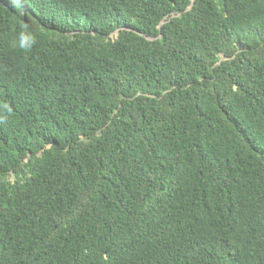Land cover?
<instances>
[{
	"label": "trees",
	"instance_id": "1",
	"mask_svg": "<svg viewBox=\"0 0 264 264\" xmlns=\"http://www.w3.org/2000/svg\"><path fill=\"white\" fill-rule=\"evenodd\" d=\"M0 264H264V0H0Z\"/></svg>",
	"mask_w": 264,
	"mask_h": 264
},
{
	"label": "clouds",
	"instance_id": "2",
	"mask_svg": "<svg viewBox=\"0 0 264 264\" xmlns=\"http://www.w3.org/2000/svg\"><path fill=\"white\" fill-rule=\"evenodd\" d=\"M26 42L28 43L26 44ZM31 42H33V38L31 37L30 34H27L25 32H22L20 34V47L21 48H26L30 46Z\"/></svg>",
	"mask_w": 264,
	"mask_h": 264
}]
</instances>
